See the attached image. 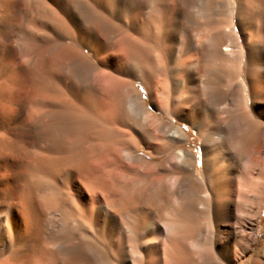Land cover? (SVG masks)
Wrapping results in <instances>:
<instances>
[{
	"label": "rangeland",
	"instance_id": "rangeland-1",
	"mask_svg": "<svg viewBox=\"0 0 264 264\" xmlns=\"http://www.w3.org/2000/svg\"><path fill=\"white\" fill-rule=\"evenodd\" d=\"M29 3L33 7L29 14L44 22L46 16L36 0ZM84 9L78 10L82 25L87 27V20L96 16L100 33L116 47L115 59L106 62L101 55L96 56L84 47L79 55L83 64L77 65L68 60L70 40H66L67 45L57 46L39 44L36 40L32 46H21L19 54L30 60V81L46 89L40 94L26 91L21 85L17 95L48 100L53 107L57 106L55 97L61 91L70 94L75 87L84 93L80 92L88 107L81 115L69 117L64 110L58 111L60 118L66 116L61 129L69 134L78 132L79 144L72 142L66 150L74 153L85 147L89 133L94 131L101 171L99 198L102 196V204L117 215L121 226L99 227L103 231H98L94 262L166 264L163 244L191 227L194 239L190 247L197 253L196 264H264V0H97L98 13L92 16L87 7ZM232 28L243 51L230 55L224 49ZM40 29L38 25L22 32H30L38 39L43 34ZM191 36L198 49L189 46ZM213 40L221 44L220 59L211 55L209 47ZM211 67L219 68L220 79L208 74ZM197 70L199 76L192 80ZM45 80L49 82L44 83ZM209 87L222 92L215 108L205 107V91ZM199 90L201 95L196 97ZM135 95H140L143 106L136 102ZM95 100L96 106L92 104ZM101 106L111 111L105 112ZM190 107L194 111L186 119ZM140 109L146 114L136 119L134 114ZM216 115L235 130L239 151L228 155L224 148L208 146V135L202 131L213 124ZM198 126H202L201 132ZM177 129L180 133L174 138L177 143L167 163L174 170L159 183L162 171L151 167L166 156L156 154V148L173 145L171 133ZM137 145L133 157L127 158V150ZM179 150L186 154L181 165L175 161ZM219 155H224L223 161H219ZM112 159L120 171L112 170L110 176L103 163ZM184 178L190 180L194 220L184 222L180 215L164 209L165 216L156 218L154 211L162 209L161 188L173 191L174 183ZM211 185L214 189L221 186L224 193L213 195ZM62 193L60 208L70 217L68 235L57 243V240L39 241L36 245L48 246L44 256L49 262L92 264L85 246L88 244L85 225L73 220L76 210L68 195ZM182 193L175 194L174 201ZM146 221L153 228L149 235L143 230Z\"/></svg>",
	"mask_w": 264,
	"mask_h": 264
},
{
	"label": "bare ground",
	"instance_id": "bare-ground-1",
	"mask_svg": "<svg viewBox=\"0 0 264 264\" xmlns=\"http://www.w3.org/2000/svg\"><path fill=\"white\" fill-rule=\"evenodd\" d=\"M29 1L0 0V264H61L59 263L62 261L61 259L59 262H49L44 256L45 248H48V246L42 248L36 245L39 241L49 242L57 240V243L59 239H65L68 235L70 217L65 210L60 208V192H63L62 196L68 195V201L76 210L73 220L78 224L85 225L83 226L85 227L84 232L87 234L86 237L88 239V244L85 245L87 246L86 251L92 259V264H94L99 227L116 229L119 220H117V215L114 212H111L102 204V196L101 199L99 198V193L101 192H99L98 180L101 171L94 131L89 133L86 142L83 141L86 143L85 147L81 149L77 146L79 149L74 153H68L66 150V146L72 142L73 144H79L77 143L79 137L76 131L69 134L68 131L61 129L60 125H62L63 119L66 116L63 119L60 118V112L64 110L65 113L71 115L69 117H78L88 107H86L87 103L85 104L84 101L85 97L80 93L82 91L79 92V89L77 90L72 86L74 89L72 88L70 94L62 91L59 92V95L55 97L58 102L55 104L57 106L53 107V104L51 105L48 100L46 102L40 98H18L17 90L21 85L26 91H38L40 94L46 89L44 85L35 86L33 81H30L32 78L28 68L30 66L28 65V61L30 60L19 54V48L21 46H32L36 40L39 41V44L43 43L49 46L64 44L66 40H70L68 45L71 56L68 60L78 65L83 64L79 60V55L84 47L90 48L96 56L101 55L102 59L106 62L113 58L115 59L114 51L116 47L114 48L99 31L98 23L95 19L96 16H93L98 13L96 9L97 0H36L40 10L46 16L44 22H39L29 14L33 8H31L32 5H30ZM188 3L192 4L193 1H189ZM85 7H87L93 16H89L87 27L82 25V15L78 11ZM150 19L149 21L153 18ZM38 25L43 30L42 36L38 39L34 35L29 34L30 32H22V30H31ZM234 31L232 28V34L229 36L228 43L224 49L225 53L230 55L243 51L238 35ZM188 43L191 48L198 49L197 42V45L194 43V36L189 38ZM209 49L213 58H222L223 52L219 40H213ZM61 52H63V49ZM58 53L60 54V52ZM65 55L68 56V54ZM51 59L53 60V57ZM200 64L201 61H198L197 65ZM192 65L194 64H189V66ZM209 69L211 70H209L208 74H214L218 78L222 75L218 74L219 68L211 67ZM199 70L192 77V80L197 79ZM138 75L142 77L141 74L138 73ZM47 81L44 83H47ZM141 82H144L143 79ZM204 82L206 81H203V84ZM210 84L212 85V83ZM221 93L219 90H213L210 87L206 88L205 107H217L221 99ZM199 95H201L200 90L195 92L196 97H199ZM139 96L135 95V100L136 102L138 101V104L140 103ZM93 100L91 101L93 102ZM95 102L97 101L95 100L92 103L94 106L97 104ZM131 106L132 110H134V103ZM187 108L189 107L187 106ZM107 109L111 111V108L101 106V110L107 112ZM59 110L60 112L58 113ZM87 110L89 111V109ZM162 110L164 112L166 109ZM193 111L194 109L191 108L190 112L185 114V118L190 116ZM205 111L207 110L205 109ZM142 114L146 113L143 109H140L134 115L138 119ZM149 117L153 122H157L153 119L152 115H149ZM66 121L68 120L66 119ZM38 123L41 124L39 127ZM149 125H152V122ZM36 127L39 130H35ZM198 130L201 132L202 126H198ZM202 132L207 133V144L208 146H212L213 149L219 148L220 150L224 148L228 151V155L233 151H239L235 130L226 126L219 116L216 115L213 124L209 128L203 129ZM179 133L178 129L171 133L174 141L173 145L167 144L156 148V154L166 156L158 165L151 167L153 169L159 168L162 171V175L158 177L159 183H161L164 175L174 170V167L171 168L167 163L170 157L169 154L177 143V140L174 138ZM179 141L180 139L178 138ZM138 148L139 146L137 145L134 148L128 149L127 158H132L133 153ZM185 156V152L179 150L175 161L181 165ZM218 158L220 159L219 161H223L225 157L224 155H219ZM110 160H105L103 163L105 168L103 169L111 176V174L113 175L112 170L117 172L120 169L116 167L115 159H112L113 162ZM106 168L110 169L106 170ZM162 185L163 183L160 187ZM212 186L214 185H211L210 189L213 191V195L224 193L221 186L218 185L219 187L215 189ZM161 189L163 193L162 209L154 211L156 218H163L165 216L164 209L175 216L180 215L181 217L179 218H182L184 222L190 223L191 220H194L191 214L193 199L189 179L184 178L176 181L173 191L168 187H162ZM179 192L183 193L180 196L178 195L176 201H174V195L179 194ZM146 219L148 221L149 216ZM147 221L144 223L145 226L143 225V230L149 235L153 228L151 227L152 224L150 226V223H148L150 221ZM118 227L121 228L120 225ZM118 229L117 231H119ZM125 232L123 229V233ZM107 234L109 233L107 232ZM193 239L194 231L191 227L175 237L168 238L162 247L166 264H196L197 253L190 247ZM60 247L62 246L60 245Z\"/></svg>",
	"mask_w": 264,
	"mask_h": 264
}]
</instances>
